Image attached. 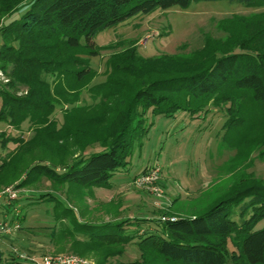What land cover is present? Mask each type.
<instances>
[{"label": "rangeland", "instance_id": "1", "mask_svg": "<svg viewBox=\"0 0 264 264\" xmlns=\"http://www.w3.org/2000/svg\"><path fill=\"white\" fill-rule=\"evenodd\" d=\"M28 7L20 8L10 17H2L0 30ZM94 41L98 54L89 52L85 37L81 39L78 52L89 61L95 75L80 83L72 77L64 78L62 84L69 92L66 96L55 92L59 95L54 102V116L61 124L62 107L78 112L81 106L87 108L97 100L99 102L100 97L95 94L99 86L108 81L107 60L121 62L115 55H124L136 46L140 75L123 74L125 81L117 74H111L115 76L113 80L119 78L117 83L121 87H107L111 98L104 102L101 111L87 120L76 121L75 126L65 130L63 138L50 134L52 127L43 118L33 121L31 114L20 127L16 126L11 114L0 119V163L13 155L9 175L12 176L9 183L0 188L12 185L20 188L21 219L25 216L23 228L0 236L3 253L0 264H9L12 251L28 259L73 254L90 264H119L141 258L138 247L133 245H75L79 250L76 253L69 249L73 247V241L81 237L56 243L51 234L56 223V203L42 197L43 194H53L54 198L64 202L63 207H72L80 220L106 223L129 218L149 220L199 215L250 185L264 184V113L249 94L240 93L228 99L211 97L204 101L206 105L191 104L186 110L173 111L171 116L153 115L150 108L148 130L139 138L130 162L106 185L61 184L42 175L32 177L26 187H19L28 170L36 164L54 161L63 165L82 153L90 156L101 152L104 143L100 140L106 136L112 116V113L102 112L127 105L141 80L148 82L156 76L178 73L175 70L180 68L184 72L202 70L217 56L229 51H255L264 57V2L243 6L229 0H193L187 7L158 8L98 31ZM2 43L0 34V46ZM63 52L67 51L63 49ZM165 56L181 59L177 62L184 67L173 66L174 59L162 61L168 60L161 59ZM9 81L6 73L0 70V83L6 86ZM20 82L14 87L7 85L11 93L17 97H32L27 82L22 79ZM173 97L175 101L183 99L178 95ZM66 98L72 101L67 102ZM232 102L236 110L230 113L227 106ZM3 105L4 98L0 93V112ZM182 105L187 106V103ZM150 167L158 171V179L142 185L136 183L138 176ZM234 210L233 219L239 221L240 207ZM64 213L59 214L64 216ZM9 215L14 217V211ZM62 219L64 226L60 227L71 225L67 218ZM263 226L264 220L256 229ZM236 240V237H230L226 244L228 264H247L237 253ZM144 262L170 264L152 251L146 253Z\"/></svg>", "mask_w": 264, "mask_h": 264}, {"label": "trees", "instance_id": "2", "mask_svg": "<svg viewBox=\"0 0 264 264\" xmlns=\"http://www.w3.org/2000/svg\"><path fill=\"white\" fill-rule=\"evenodd\" d=\"M193 0H0V19L11 16L20 8L29 5L25 12L3 25L0 34L3 43L0 46V70L10 79L7 85L14 87L25 80L30 86L32 97H17L8 86L0 83V93L4 98L0 119L11 114L16 126L21 125L27 115L43 118L50 127L52 135H65V130L81 118L87 120L102 110L111 98L108 86L121 87L110 76L140 75L136 46L117 59L107 60L109 65L108 81L99 86L96 97L98 102L87 108L81 106L78 112L63 109V122L60 124L54 116L56 91L61 95L69 91L62 80L74 78L77 83L95 75L89 61L80 52L81 39L86 38V47L91 54H98L95 34L127 18L138 14H148L158 8L187 7ZM230 2L250 6L264 0H229ZM65 49L67 52H63ZM72 50L73 52H70ZM139 57V56H138ZM162 57L161 59H167ZM175 60L173 66H181L179 58L173 56L164 62ZM117 60V61H115ZM178 61V62H177ZM181 69V68H180ZM156 76L148 82L141 80L127 105L105 109L110 114L107 134L100 142L103 150L86 156L79 155L72 162L58 165L56 162L36 164L26 173L18 184L26 187L32 177L48 176L58 183H73L78 186H102L109 183L114 174L126 167L130 157L142 137L148 130L147 114L150 108L153 115L171 116L173 111L186 110L191 104L206 105V99L235 97L247 93L264 113V57L249 50H235L217 56L202 70ZM171 70V69H170ZM182 70V69H181ZM174 71V70H171ZM15 80V81H14ZM126 81V78L123 79ZM61 81L60 84L57 83ZM120 81V80H119ZM60 86V87H59ZM125 87V85H122ZM54 87V88H53ZM59 87V88H58ZM174 95L180 99L174 100ZM67 102H71L66 98ZM181 101V102H180ZM186 102L187 106L182 103ZM232 104L227 106L230 113L235 112ZM11 109V110H10ZM232 116L230 115V118ZM71 123V124H70ZM60 124V125H59ZM58 125V126H57ZM111 140L109 143L107 141ZM13 155H8L0 163V187L9 183ZM15 158V156H14ZM43 160V159H42ZM46 161V160H45ZM73 186V185H70ZM43 194L56 203V223L51 231L52 240L57 243L75 239L70 251L78 253L75 245L121 244L138 247L141 258L119 264H145L147 252H154L170 264H228L226 244L230 237H236L238 254L247 264H264V226L256 229L264 220V184L250 185L236 196H231L212 206L207 211L192 216L163 219H127L106 223H90L80 220L74 209L63 207L64 202ZM53 197V198H52ZM249 198V199H248ZM248 199V200H247ZM20 201V197L18 199ZM235 207H240L239 221L233 219ZM65 211L64 216L59 214ZM25 218L23 216L22 220ZM64 220L70 221L69 227ZM23 223V221H22ZM23 228V226H22ZM64 250V249H63ZM238 255V256H239ZM3 256V253H2ZM20 261L12 251L9 264Z\"/></svg>", "mask_w": 264, "mask_h": 264}, {"label": "built area", "instance_id": "3", "mask_svg": "<svg viewBox=\"0 0 264 264\" xmlns=\"http://www.w3.org/2000/svg\"><path fill=\"white\" fill-rule=\"evenodd\" d=\"M157 174L158 171L150 167L139 175L135 182L142 185L149 181H156L158 179ZM20 191V188L16 185L0 188V236L13 234L22 228L21 209L20 204H18ZM11 211L15 213L12 218L9 215ZM167 218L174 219V217H162L163 220ZM18 256L20 261L15 264H90L86 260L73 254L59 255L56 257L49 256L42 259H28L22 255L20 256V254Z\"/></svg>", "mask_w": 264, "mask_h": 264}, {"label": "water", "instance_id": "4", "mask_svg": "<svg viewBox=\"0 0 264 264\" xmlns=\"http://www.w3.org/2000/svg\"><path fill=\"white\" fill-rule=\"evenodd\" d=\"M2 252H1V250H0V262H1V260H2Z\"/></svg>", "mask_w": 264, "mask_h": 264}]
</instances>
